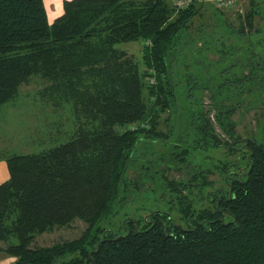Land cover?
Listing matches in <instances>:
<instances>
[{
  "label": "trees",
  "instance_id": "1",
  "mask_svg": "<svg viewBox=\"0 0 264 264\" xmlns=\"http://www.w3.org/2000/svg\"><path fill=\"white\" fill-rule=\"evenodd\" d=\"M204 2L177 9L169 0H0V113L39 78L46 84L38 94L54 112L62 117L69 109L76 119L60 132L63 141L40 152L0 147L9 172L0 184V253L13 264H264V124L240 142L231 116L241 102H213L229 141L215 133L210 110L198 107L191 144L180 138L172 145L182 163L199 151L210 161L221 148L224 160L173 178L170 165L159 169V160L141 153L173 136L160 130L162 115L176 103L175 65ZM263 6L250 0L245 14L251 42L264 36L255 28ZM245 28L242 22L238 34ZM137 41L144 42L139 60L118 48ZM248 47L255 63L245 82L257 81L255 89L264 85V55ZM182 78L188 90L210 89L194 74ZM234 85L241 96L244 83ZM217 172L221 187L210 178ZM142 188L172 206L135 205ZM75 220L87 225L80 237L33 246L37 236Z\"/></svg>",
  "mask_w": 264,
  "mask_h": 264
},
{
  "label": "rangeland",
  "instance_id": "2",
  "mask_svg": "<svg viewBox=\"0 0 264 264\" xmlns=\"http://www.w3.org/2000/svg\"><path fill=\"white\" fill-rule=\"evenodd\" d=\"M169 1L173 4L172 1L174 0ZM204 3L203 10L198 12L185 35V42L182 43L181 53L177 58L179 65H175L176 76L174 80L179 84L176 90V103L171 111L162 115L160 130L163 132L173 130V136L168 138L170 141L149 143L141 150L145 160H159L158 162L162 166H159V169L170 165L169 174L173 178L183 177L188 171L191 172L192 169L197 168L198 164H206L207 161L209 165L216 164L219 160L226 158V151L221 148L210 153V161L201 151L195 152L184 163L174 159V155L171 154L174 151L172 147L174 143H179L180 138L184 144L189 142L191 144L192 142L189 125L196 108L201 107L205 111L210 110L209 117L214 125L215 133L223 141H229V139L222 134L216 124L213 110L214 99L216 103L224 107L241 102L238 111L231 116L236 123V134L241 137L240 142L255 134L264 124V85L262 87L256 86L254 89L253 84L257 81L251 82L249 85L247 81L245 82L248 79L246 76L250 69L249 64L255 63L250 57L253 54L249 55L248 52L249 44L254 51L264 55V36L258 39L259 42L255 38L251 42L254 32L249 30L244 21L245 14L250 10V0H239L235 7L217 9L219 12L215 11L216 7L210 2ZM262 13H264V6ZM242 22L246 26L243 29L247 33L245 36L237 32V29L242 27ZM255 28L264 30V20L257 19ZM143 43L142 41L121 43L118 48L125 50L129 55L139 60L142 57ZM183 74L186 76L194 74L198 85L206 84L207 86L209 84L210 89L188 90L189 84L185 82V78H182ZM234 80L244 83L241 96L238 94L239 89L234 85ZM149 81L152 82L151 79ZM45 84L46 82L41 79L34 78L29 84L21 87L20 94L13 101L2 107L0 113V147L2 149L10 153L40 152L48 146L63 141L60 138L62 129L74 128L76 119L69 109L61 117L59 115L61 112L55 113L52 105L45 102L46 100L38 94ZM229 84L232 86H228ZM248 87L249 89L252 87L256 91L249 92ZM191 93L193 98L187 97ZM189 101H194L198 105L193 109ZM147 127L148 125L145 126V128ZM158 155L163 159L161 160ZM143 160L142 158L140 165H142ZM231 160H234V157ZM156 165L158 166V164ZM177 167H181V171H177ZM130 175L132 176L133 173L130 172ZM210 178L215 181V187L222 186L221 176L218 172ZM134 196L135 205L147 209H149L148 207L162 206L165 210H169L172 206L167 203L169 201L166 199H157L158 193L152 195L150 192H146V188H142L141 192L134 194ZM142 213L144 218L149 214L148 212ZM173 215L177 217V212H174ZM134 218L138 219L139 217L135 216ZM86 228L87 225L83 221L75 220L69 227L56 228L50 233L37 236L33 246L49 247L54 243L76 239L81 236ZM4 247L5 245L0 243V248ZM14 261L13 257H7L0 253V264H13Z\"/></svg>",
  "mask_w": 264,
  "mask_h": 264
},
{
  "label": "built area",
  "instance_id": "3",
  "mask_svg": "<svg viewBox=\"0 0 264 264\" xmlns=\"http://www.w3.org/2000/svg\"><path fill=\"white\" fill-rule=\"evenodd\" d=\"M195 0H174L173 6L177 9H183L188 7ZM210 2L217 9H231L235 7L239 0H204Z\"/></svg>",
  "mask_w": 264,
  "mask_h": 264
},
{
  "label": "crops",
  "instance_id": "4",
  "mask_svg": "<svg viewBox=\"0 0 264 264\" xmlns=\"http://www.w3.org/2000/svg\"><path fill=\"white\" fill-rule=\"evenodd\" d=\"M9 178V172L5 161H0V184ZM15 259V258H14Z\"/></svg>",
  "mask_w": 264,
  "mask_h": 264
}]
</instances>
